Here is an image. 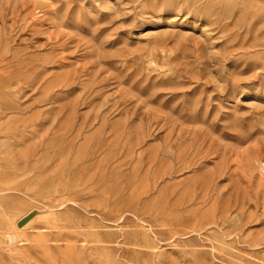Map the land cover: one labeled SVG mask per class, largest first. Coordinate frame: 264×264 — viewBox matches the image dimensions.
Segmentation results:
<instances>
[{
  "label": "rangeland",
  "instance_id": "1",
  "mask_svg": "<svg viewBox=\"0 0 264 264\" xmlns=\"http://www.w3.org/2000/svg\"><path fill=\"white\" fill-rule=\"evenodd\" d=\"M0 264H264V0H0Z\"/></svg>",
  "mask_w": 264,
  "mask_h": 264
},
{
  "label": "water",
  "instance_id": "2",
  "mask_svg": "<svg viewBox=\"0 0 264 264\" xmlns=\"http://www.w3.org/2000/svg\"><path fill=\"white\" fill-rule=\"evenodd\" d=\"M31 215H28L27 217L22 218L20 221H18L19 226H23L29 219Z\"/></svg>",
  "mask_w": 264,
  "mask_h": 264
},
{
  "label": "bare ground",
  "instance_id": "3",
  "mask_svg": "<svg viewBox=\"0 0 264 264\" xmlns=\"http://www.w3.org/2000/svg\"><path fill=\"white\" fill-rule=\"evenodd\" d=\"M29 221V220H28Z\"/></svg>",
  "mask_w": 264,
  "mask_h": 264
}]
</instances>
